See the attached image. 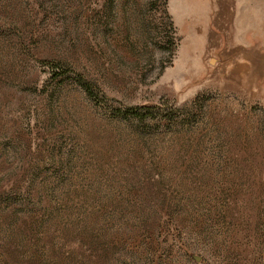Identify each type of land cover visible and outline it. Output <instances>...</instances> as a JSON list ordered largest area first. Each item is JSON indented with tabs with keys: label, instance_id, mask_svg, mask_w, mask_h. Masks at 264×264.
I'll list each match as a JSON object with an SVG mask.
<instances>
[{
	"label": "rangeland",
	"instance_id": "374dc122",
	"mask_svg": "<svg viewBox=\"0 0 264 264\" xmlns=\"http://www.w3.org/2000/svg\"><path fill=\"white\" fill-rule=\"evenodd\" d=\"M106 2L0 0V262L15 245L19 259L77 263L54 253L62 234L81 242L62 230L73 211L25 229L4 200L32 179L52 186L68 158L64 194L104 227L88 242L150 244L144 264H264V0ZM110 105L172 106L183 123L145 143Z\"/></svg>",
	"mask_w": 264,
	"mask_h": 264
},
{
	"label": "trees",
	"instance_id": "16d2710c",
	"mask_svg": "<svg viewBox=\"0 0 264 264\" xmlns=\"http://www.w3.org/2000/svg\"><path fill=\"white\" fill-rule=\"evenodd\" d=\"M113 0H107L106 9L111 8ZM69 64L63 61H56V64L52 67V77L51 80H57L59 86L69 79L67 76V69ZM56 70V72H54ZM68 77V78H67ZM76 80V79H75ZM84 92V94L91 99H96L99 92H102L96 81L93 82H79L76 80ZM104 105H109L104 103ZM180 110L178 108L169 106H151V105H135V106H113L110 105L109 113H107L111 120H116L128 125L131 128V132L137 136L140 140H145L148 137H153L159 129L163 127H171L176 123H183V119L180 118ZM187 119V117L185 118ZM187 121V120H185ZM149 137V138H150ZM154 138V137H153ZM152 139V138H150ZM67 161V162H66ZM66 161L55 160L57 164L53 167L57 168L58 171H63L56 178V182H48L45 186L44 182H36L34 179L30 180L25 188L22 196H18L16 192H7V198H5L6 207L10 210V217L12 222L17 225L22 222L25 229L34 224L38 226H45L49 221L50 217L53 216L55 211L57 212L60 208H64L68 211H73L72 217L64 224L63 229L72 237L81 242H75L70 237L66 238V235H61L62 241L67 242L63 246L56 249L54 252L59 257H64L63 255H70L69 258H74L77 260L76 264H144L145 261H149L150 257L153 256V246L150 244L145 246L139 252L126 250V247H118L116 244L110 246V242H88L85 237L92 234L91 240L94 238L101 237L102 230L104 229L103 224L98 222L97 218L93 216V212L87 210V207H83L80 201L74 197H69V189L74 187L76 184L70 179L72 174L71 166L69 164L68 158ZM61 165V166H60ZM68 178V182L66 179ZM38 183V184H36ZM90 188L93 186L90 185ZM99 191V190H98ZM64 195V197H63ZM143 202L144 200L151 203V198L143 197L140 198ZM17 205L22 208L18 210ZM151 206V205H150ZM107 208V206L105 207ZM160 214L155 211L151 214L145 215V232L152 233L153 222L151 221V216L154 214ZM60 215L59 217H63ZM157 216V215H155ZM96 229V231H95ZM100 232V234L98 233ZM87 242H82V240ZM71 244L78 245L77 248L70 246ZM80 247V248H79ZM65 248V250H63ZM80 249L76 252V249ZM26 253V251H25ZM10 259H7L1 264H44L43 260L33 257L34 252L30 253L28 258L19 259L16 258L17 251L15 250V245L12 246L10 251ZM58 260V257L55 258ZM42 261V262H41Z\"/></svg>",
	"mask_w": 264,
	"mask_h": 264
}]
</instances>
